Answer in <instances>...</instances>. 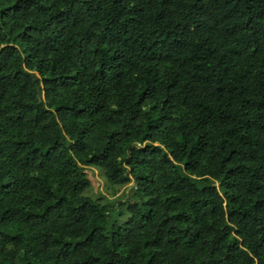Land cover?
Masks as SVG:
<instances>
[{
  "label": "trees",
  "instance_id": "obj_1",
  "mask_svg": "<svg viewBox=\"0 0 264 264\" xmlns=\"http://www.w3.org/2000/svg\"><path fill=\"white\" fill-rule=\"evenodd\" d=\"M0 264H264V0H0Z\"/></svg>",
  "mask_w": 264,
  "mask_h": 264
},
{
  "label": "rangeland",
  "instance_id": "obj_2",
  "mask_svg": "<svg viewBox=\"0 0 264 264\" xmlns=\"http://www.w3.org/2000/svg\"><path fill=\"white\" fill-rule=\"evenodd\" d=\"M90 176L92 178L93 185L97 189H99L101 191H105L106 182H105L104 178L99 174V171L94 169L93 174H90ZM121 192H122V189L119 191V193H121Z\"/></svg>",
  "mask_w": 264,
  "mask_h": 264
}]
</instances>
